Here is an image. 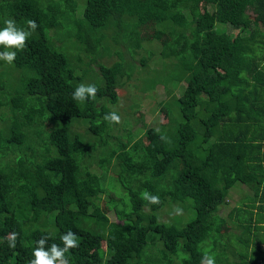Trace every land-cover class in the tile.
<instances>
[{
  "label": "trees",
  "instance_id": "trees-1",
  "mask_svg": "<svg viewBox=\"0 0 264 264\" xmlns=\"http://www.w3.org/2000/svg\"><path fill=\"white\" fill-rule=\"evenodd\" d=\"M7 19L31 34L23 50L0 45L16 52L0 60V264H28L42 236L46 251L63 248L69 231V264H201L205 254L264 264V205L253 209L264 175V0H0V30ZM146 64L164 91L148 99L166 122L140 129L143 143L118 90ZM79 84H95L96 98L74 101ZM135 96L127 109L140 106ZM113 111L123 136L103 119ZM103 198L122 222L100 212ZM163 208L191 216L161 221Z\"/></svg>",
  "mask_w": 264,
  "mask_h": 264
},
{
  "label": "rangeland",
  "instance_id": "rangeland-1",
  "mask_svg": "<svg viewBox=\"0 0 264 264\" xmlns=\"http://www.w3.org/2000/svg\"><path fill=\"white\" fill-rule=\"evenodd\" d=\"M153 32V27L151 25L144 26L141 29V38L146 41L145 38L150 37V35ZM143 41V42H145ZM138 56L143 54L142 52L137 53ZM115 58L112 56L110 58L103 56L100 59V62H102L105 65H110V63ZM95 69V66H94ZM157 70L150 69L149 65L146 64V66H137L134 69L131 81L124 85V87H120L118 90V103L123 107L122 109V118H127L129 121V132H136L137 130L140 131L144 126H153L156 128V130H161L164 128V123L166 122L165 119V112L163 109L156 107V105H151L150 100L148 99V96L152 95L154 102H157L161 100L164 97V91L163 89L158 86L157 78L158 75L156 74ZM183 88V83L179 84V87L175 90L174 94L175 96H179ZM136 94L135 98L139 96L140 99V106L139 104L133 103L131 104V108L127 109V105L130 103L129 99ZM132 95V96H131ZM120 109V107H118ZM129 117V118H128ZM133 117V118H132ZM139 117H142L143 121L141 122H135L134 119H138ZM156 121V123H155ZM42 126L45 127V122L42 123ZM116 132L115 135L117 136H123L124 129L120 128V125L116 126ZM161 127V128H160ZM85 129L84 125L76 126L74 127V130L79 131V133H82V131ZM141 132V131H140ZM213 135H216L215 132H213ZM142 138L143 143L145 142L143 139L142 132L140 135ZM108 177L111 179H114L115 176L113 173H108ZM234 196V192L232 193L231 197ZM230 200L227 198V201ZM99 209L102 214H104L107 219L110 222H116L120 223L123 220L122 215H116L111 208L109 207V203L103 199L99 201ZM90 208H93V205H90ZM168 208H163L160 212V220L161 221H168L172 222L176 218H182L185 220L188 216V218L191 216V213L187 215V212L184 209H181L182 211L178 214L176 210L168 211ZM219 214L222 217H225L226 210L224 208L219 209ZM187 218V219H188ZM186 219V220H187ZM225 223L221 224V230L225 231H231L232 230V224L228 220H223ZM103 248V244H102Z\"/></svg>",
  "mask_w": 264,
  "mask_h": 264
},
{
  "label": "clouds",
  "instance_id": "clouds-1",
  "mask_svg": "<svg viewBox=\"0 0 264 264\" xmlns=\"http://www.w3.org/2000/svg\"><path fill=\"white\" fill-rule=\"evenodd\" d=\"M5 27L0 30V45L5 48H15L16 50H23L26 46V39L31 34L30 31L17 28L15 21L7 19L4 21ZM30 30L34 31L37 24L33 20L26 21ZM16 57L15 51H5L0 53V60H4L6 63H12ZM98 88L95 84H79L72 93V99L83 103L87 99H95ZM109 123H120V117L116 112H110L103 118ZM142 198L147 200L150 204L159 203V197L150 195L147 191L142 193ZM179 214L182 210L176 209ZM17 234L10 233L8 236L9 247L14 248ZM48 237L42 236L37 242V247L33 250V257L28 264H69L68 259L64 253L69 249L78 247L75 234L69 231L61 236V241L64 244L63 248H60L56 244H52L49 250H45L44 245L47 242ZM201 264H215L214 257L207 254L202 258Z\"/></svg>",
  "mask_w": 264,
  "mask_h": 264
},
{
  "label": "crops",
  "instance_id": "crops-1",
  "mask_svg": "<svg viewBox=\"0 0 264 264\" xmlns=\"http://www.w3.org/2000/svg\"><path fill=\"white\" fill-rule=\"evenodd\" d=\"M256 142L259 145L260 139H258ZM257 143H253V144L257 145ZM261 151H264V138L261 141ZM258 175L261 177V178L260 177L257 178V179H259L258 182H259L260 188H261L259 192H261V194L258 197L254 198V208H253L254 209V215L257 212V210L255 208H257V206H259L260 204L264 205V175H260V174H258ZM262 213L264 214V212H262ZM261 219L264 220V216H262ZM261 247L264 248L263 245H261Z\"/></svg>",
  "mask_w": 264,
  "mask_h": 264
}]
</instances>
